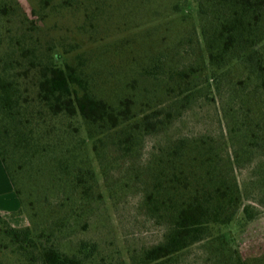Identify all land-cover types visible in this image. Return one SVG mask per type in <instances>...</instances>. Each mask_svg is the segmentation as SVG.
Wrapping results in <instances>:
<instances>
[{"label":"trees","instance_id":"1","mask_svg":"<svg viewBox=\"0 0 264 264\" xmlns=\"http://www.w3.org/2000/svg\"><path fill=\"white\" fill-rule=\"evenodd\" d=\"M195 1L212 8L202 30L209 66L220 69L239 52L242 66L255 62L249 72L257 82L255 92L264 96V0ZM50 2L42 0V6ZM80 3L63 1L66 8ZM172 11L179 13L180 6ZM75 60H61L42 43L17 0H0V159L20 202L16 214L28 220L27 226L16 228L0 217V250L26 264H106L94 262L93 243L81 241L71 252L63 245L85 216L96 181L85 144H91L106 175L117 162L114 154L133 158L146 137L166 134L196 87V70L180 71L178 93L153 106L133 93H104L89 58L79 54ZM29 75L34 96L22 88L21 79ZM77 120L84 126L83 136L71 123ZM255 125L261 133L246 129L231 152L227 143L203 136L170 139L155 148L142 170L143 206L166 223L167 231L162 242L131 255L130 263L118 264H167L207 240L211 227L230 225L239 212L247 221L256 217L253 207L244 204L235 175L255 146L264 149V117ZM40 165L47 168L48 179L34 197L26 187L34 184ZM258 169L263 175L257 184L264 188V160ZM225 264L243 262L233 252Z\"/></svg>","mask_w":264,"mask_h":264},{"label":"rangeland","instance_id":"2","mask_svg":"<svg viewBox=\"0 0 264 264\" xmlns=\"http://www.w3.org/2000/svg\"><path fill=\"white\" fill-rule=\"evenodd\" d=\"M17 1L36 27V35L54 55L70 64L79 54L89 58L104 93H133L143 103L159 105L178 93V72H197L196 87L189 92L181 116L166 134L146 137L135 157L114 154L117 162L104 175L91 144H85L96 181L87 212L75 231L67 234L64 249L74 251L81 241H87L96 245L95 263H130L131 255L159 244L167 231L166 223L143 206L142 170L155 148L170 139L203 136L227 143L231 152L232 146L238 147L240 133L246 129L259 132L255 124L264 117V96L261 90L255 92L257 82L249 72L255 62L242 66L244 56L237 52L222 68L209 66L202 30L213 15L212 8L208 4L200 7L195 0H80L76 8L64 7V0H51L47 8L42 0ZM176 4L179 13L172 11ZM189 7L192 11L188 13ZM262 46L264 51V43ZM21 83L29 96H34L33 75ZM71 123L83 136L82 123ZM57 125L62 127L59 121ZM245 158L248 161L235 175L244 204L253 207L256 217L247 221L239 212L230 225L211 227L207 240L167 264H225L233 252L243 264H264V188L257 184L263 175L258 169L264 160L263 147L255 146ZM41 168L33 176L34 184L26 187L34 197L48 179L47 168L44 172ZM49 199L55 207L57 201ZM0 264L26 263L9 250H0Z\"/></svg>","mask_w":264,"mask_h":264},{"label":"crops","instance_id":"3","mask_svg":"<svg viewBox=\"0 0 264 264\" xmlns=\"http://www.w3.org/2000/svg\"><path fill=\"white\" fill-rule=\"evenodd\" d=\"M19 209V199L0 159V217L13 227H25L27 219L23 215L16 214Z\"/></svg>","mask_w":264,"mask_h":264}]
</instances>
